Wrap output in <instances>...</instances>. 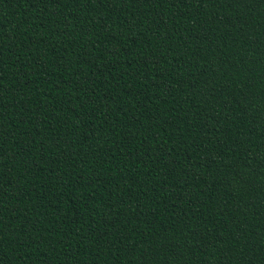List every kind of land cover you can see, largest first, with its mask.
<instances>
[{
    "label": "trees",
    "instance_id": "trees-1",
    "mask_svg": "<svg viewBox=\"0 0 264 264\" xmlns=\"http://www.w3.org/2000/svg\"><path fill=\"white\" fill-rule=\"evenodd\" d=\"M0 264H264V0H0Z\"/></svg>",
    "mask_w": 264,
    "mask_h": 264
}]
</instances>
